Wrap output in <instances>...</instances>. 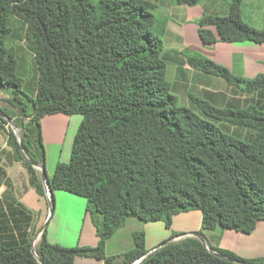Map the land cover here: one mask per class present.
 I'll use <instances>...</instances> for the list:
<instances>
[{"label": "trees", "instance_id": "1", "mask_svg": "<svg viewBox=\"0 0 264 264\" xmlns=\"http://www.w3.org/2000/svg\"><path fill=\"white\" fill-rule=\"evenodd\" d=\"M202 1L175 0L187 6ZM242 2L231 0L224 17L198 21L204 45L264 44V29L243 21ZM155 9L146 0H0V93L10 94L8 104L19 110L15 117L1 110L0 119L21 130L20 142L9 131L8 144L39 178L42 171L32 164L45 167L41 120L82 116L69 161L58 163L47 182L51 202L55 191L86 199L98 237L96 247L67 248L49 243L43 232L35 252L31 244L0 245V264H75L77 258L135 264L149 253L141 232L133 234V250L105 253L107 241L131 218L170 229L174 216L200 211L202 230L244 234L264 221V109H220L198 98L193 108L179 105L166 78L165 24ZM14 22L33 52V97L22 91L18 60L7 45L16 36ZM187 63L244 93L264 90V74L238 78L198 53ZM214 122L250 128L254 138L244 142ZM238 262L264 264V258L243 259L188 237L156 248L140 264Z\"/></svg>", "mask_w": 264, "mask_h": 264}, {"label": "crops", "instance_id": "2", "mask_svg": "<svg viewBox=\"0 0 264 264\" xmlns=\"http://www.w3.org/2000/svg\"><path fill=\"white\" fill-rule=\"evenodd\" d=\"M146 1L155 4L156 17L165 24L161 56L167 65L166 78L179 105L193 108L192 99L198 98L220 109H244L249 106L264 109V90L244 93L224 79L194 70L187 63L190 53H198L238 78L253 79L264 74V44L217 42L206 46L201 42L198 21L204 16L228 15L231 0H204L196 6L179 5L175 0ZM241 16L251 27L264 29V0H243ZM35 79L37 82V76ZM44 118L42 120H45ZM8 126V122L4 123L0 119V245L32 246L33 243H39L42 233L45 232L47 241L51 244L67 248L96 247L98 237L86 212L85 201H81L79 196L56 191L51 202V197L48 199L46 194L42 176L36 178L32 169L25 161L19 159L9 146ZM46 157L45 152V165ZM58 163L60 160L47 169V178L53 175ZM34 169L40 174V169ZM48 209L53 212L49 221ZM138 222L129 219L120 230L128 226L131 228L132 238L136 229H141L145 235L147 252H152L159 243L170 240L173 234L179 235L172 239L178 242L192 237L190 234L196 232L201 233L205 242L214 248L232 252L243 259L264 258V221L258 222L251 234L220 228L206 231L202 230L201 212L190 211L174 216L169 230L160 225L162 231L156 242L147 235L148 225ZM120 230L112 238L119 234ZM109 246L110 240L105 246L107 256H121L126 253L108 252ZM133 249L134 247L127 252ZM75 264L103 262L77 258Z\"/></svg>", "mask_w": 264, "mask_h": 264}, {"label": "rangeland", "instance_id": "3", "mask_svg": "<svg viewBox=\"0 0 264 264\" xmlns=\"http://www.w3.org/2000/svg\"><path fill=\"white\" fill-rule=\"evenodd\" d=\"M14 29L16 36L9 39L7 41L8 47L14 49L16 58L18 60V75L22 79V91L30 97H33L34 84L36 82V73H35V62L33 52L30 49V45L23 40V32L21 29V24L18 22H14ZM10 94L8 93H0V112L4 110L9 112L12 117H15L19 114V110L13 108L10 104H8L7 100L9 99ZM182 106V105H181ZM41 122V132H42V142L44 145V149L46 152V165L45 172L47 169L57 160H60L61 163H67L71 156L72 144L74 137L77 133L78 127L81 123L82 116L79 114L75 115H66V114H53L47 115ZM15 125L14 128L11 125L8 126L10 130L17 133L19 136L21 135V130ZM222 132L238 138L244 142H250L253 140L255 131L239 125H232L227 122H214ZM56 192V191H55ZM54 192V193H55ZM50 198V197H49ZM82 199L81 201H85L86 199ZM51 209H48V221L52 216ZM199 213V212H197ZM132 220L138 222V220L131 218ZM47 223V222H46ZM46 223L42 226L44 227ZM141 225H148L147 235L152 239L153 242H156L161 235L162 228L160 225H164V222H151V223H142L138 222ZM166 228V226H165ZM168 229V228H166ZM171 229V228H170ZM135 232H141V229ZM169 230V229H168ZM131 228H125L120 230L114 238L110 239V246L108 247V252L113 254H120L127 252L128 250L134 247V239L130 236ZM207 231V230H206ZM196 233V232H194ZM144 234V233H143ZM145 237V235H144ZM166 242V241H164ZM162 242V243H164ZM162 243H159L161 245ZM39 244V243H38ZM38 244H35V248H37ZM159 245H156L157 247ZM106 253V252H105ZM115 257H118L116 255ZM122 259L117 258L116 264H121Z\"/></svg>", "mask_w": 264, "mask_h": 264}, {"label": "water", "instance_id": "4", "mask_svg": "<svg viewBox=\"0 0 264 264\" xmlns=\"http://www.w3.org/2000/svg\"><path fill=\"white\" fill-rule=\"evenodd\" d=\"M6 119H7V118H6ZM7 122H8L9 125H11L12 128L15 127V125L13 124V122H12L11 119H7ZM14 133H15V132H14ZM15 135L18 137V140H19V142H20V136H19L17 133H15ZM23 158H24L25 160L28 161V158L25 156V154H23ZM32 166L35 167V168H38V169H40V170L42 171V178H43V181H44V182L47 184V186H48V182H47V176H46L45 168L42 167V166L39 165V164H32ZM48 189H49V188H48ZM49 193H50V192H49ZM190 236H192V237H197V238H199L203 243H206L201 233H191ZM172 241H173V240L170 239V240H168V241L162 243L161 245H159L157 248H160V247L164 246L165 244L170 243V242H172ZM31 247H32V246H31ZM154 250H156V249H154ZM154 250H153V251H154ZM153 251H152V252H153ZM32 252H34L33 248H32ZM152 252H149L144 258H142L141 260L137 261L135 264H140V263H141L144 259H146V258H147ZM216 255L219 256L220 258H224V259H226V257L223 256V255H221V254H216ZM238 264H246V263L238 262Z\"/></svg>", "mask_w": 264, "mask_h": 264}, {"label": "built area", "instance_id": "5", "mask_svg": "<svg viewBox=\"0 0 264 264\" xmlns=\"http://www.w3.org/2000/svg\"><path fill=\"white\" fill-rule=\"evenodd\" d=\"M0 116H1V112H0ZM44 188H45V191H46V194H47V196H48V199H49V197H50V193H49V189H48V186H47V184L44 182ZM35 244L36 243H33L32 244V248H33V250H34V252H35Z\"/></svg>", "mask_w": 264, "mask_h": 264}]
</instances>
